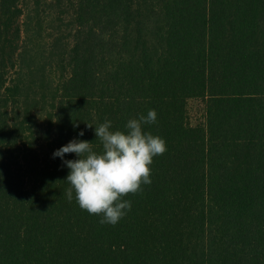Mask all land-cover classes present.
Returning a JSON list of instances; mask_svg holds the SVG:
<instances>
[{
    "label": "trees",
    "instance_id": "obj_1",
    "mask_svg": "<svg viewBox=\"0 0 264 264\" xmlns=\"http://www.w3.org/2000/svg\"><path fill=\"white\" fill-rule=\"evenodd\" d=\"M25 1L0 0V264H264V0H51L48 64L27 61ZM149 109L167 150L101 224L52 153Z\"/></svg>",
    "mask_w": 264,
    "mask_h": 264
},
{
    "label": "clouds",
    "instance_id": "obj_2",
    "mask_svg": "<svg viewBox=\"0 0 264 264\" xmlns=\"http://www.w3.org/2000/svg\"><path fill=\"white\" fill-rule=\"evenodd\" d=\"M156 121L155 109L128 119L123 130L114 129L112 121L105 118L94 127L101 151H94L92 142L79 139L82 131L55 149L52 158H59L69 170L65 180L69 185L67 199H75L82 210L98 215L101 224L115 226L132 208V201L124 197L152 183L150 165L167 150L163 137L145 130ZM66 154H75L76 158L66 159Z\"/></svg>",
    "mask_w": 264,
    "mask_h": 264
},
{
    "label": "rangeland",
    "instance_id": "obj_3",
    "mask_svg": "<svg viewBox=\"0 0 264 264\" xmlns=\"http://www.w3.org/2000/svg\"><path fill=\"white\" fill-rule=\"evenodd\" d=\"M41 5L39 10H37L35 3L32 5L31 0L25 1V4H28L26 10V17L22 18V23L25 21L26 28L30 31L27 49V61L34 59L35 63H50L54 59L50 58L49 54L52 50L48 47L51 35H57L60 32L66 33L65 23H62L58 18V11L50 8L51 0H40ZM39 11V12H37ZM38 22L43 24L44 30L39 31L40 27ZM39 31V32H37ZM27 34V33H25ZM24 34V35H25ZM62 51V47L59 46L56 50V53ZM33 65V63H32ZM57 74L55 72H50L47 77V82H50L51 79H55ZM188 109V118L189 123L192 127L203 126L205 123V102L202 99H190L187 103Z\"/></svg>",
    "mask_w": 264,
    "mask_h": 264
}]
</instances>
